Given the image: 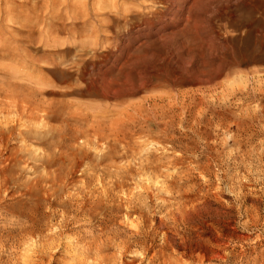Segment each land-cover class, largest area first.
Instances as JSON below:
<instances>
[{"label": "rangeland", "instance_id": "1", "mask_svg": "<svg viewBox=\"0 0 264 264\" xmlns=\"http://www.w3.org/2000/svg\"><path fill=\"white\" fill-rule=\"evenodd\" d=\"M72 1L0 16V264H264V0Z\"/></svg>", "mask_w": 264, "mask_h": 264}, {"label": "bare ground", "instance_id": "2", "mask_svg": "<svg viewBox=\"0 0 264 264\" xmlns=\"http://www.w3.org/2000/svg\"><path fill=\"white\" fill-rule=\"evenodd\" d=\"M43 1V2H42ZM42 1H40L41 3V5L40 6H38V4H39V1H37V0H0V16H5L4 18H8V19H5V20H9V21H13V23L12 24H18V22H17V20L16 21H14V19H17L18 17L20 18V17H23V20H24V17H26L27 18V15H31L30 17H32V15H34V14H37V12L38 11H44V12H46L47 11V13H49V14H51V13H58V11H62V13H64V11H66V10H68L69 9V4L68 3H70L72 0H42ZM81 1V0H80ZM80 1H78L77 0V2L76 1H72V2H75V3H79V6L81 5V4H83V3H81ZM95 1V0H94ZM98 1H100V0H98ZM104 2V1H103ZM74 3V8H75V5H78V4H75ZM81 3V4H80ZM66 5L67 4V6H64V8H63V10H60V5ZM72 4V3H71ZM96 4V3H95ZM98 4V3H97ZM104 5V4H103ZM82 6V8H83V10H84V4L83 5H81ZM84 6V7H83ZM77 7V6H76ZM94 7V6H93ZM100 7H101V5H100ZM103 7H106V6H103ZM103 7H101L102 9H103ZM78 8V7H77ZM101 8H96V11H99ZM98 9V10H97ZM101 9V11H103ZM70 11L72 10V8H70L69 9ZM69 10H68V12L67 13H69ZM86 10V9H85ZM75 12L77 11V10H74ZM74 11H71L70 13L72 14ZM66 13V12H65ZM64 13V14H65ZM84 13V12H83ZM97 13V12H96ZM59 14V13H58ZM45 15V14H44ZM73 15V14H72ZM75 15H77V17H78V14H75ZM41 15L39 14V17H40ZM47 16V15H46ZM45 16V17H46ZM55 16V15H54ZM62 16V15H61ZM96 17H97V15H95ZM94 16V17H95ZM39 17H38V19H39ZM56 17H57V14H56ZM25 18V19H26ZM48 18H50V17H47V19ZM72 18V17H71ZM75 18H76V16H75ZM81 18V17H80ZM83 18V17H82ZM29 19V18H28ZM38 19H37V21H38ZM22 20V21H23ZM58 20V19H57ZM63 20V19H62ZM19 21V20H18ZM35 21H36V19H35ZM63 21H65V20H63ZM1 22V21H0ZM4 22V21H3ZM15 22V23H14ZM17 22V23H16ZM21 22V21H20ZM25 22V21H24ZM23 22V23H24ZM51 22V21H50ZM50 22H48V24L50 25V27H51V24H50ZM103 22V21H102ZM5 23V22H4ZM9 23V22H8ZM6 24V23H5ZM25 24V23H24ZM47 24V26H49ZM53 24V23H52ZM84 24V23H83ZM7 25V24H6ZM19 25V24H18ZM18 25H15V26H18ZM42 25V24H41ZM10 26V25H9ZM46 26V25H45ZM5 28V27H4ZM16 28V27H15ZM54 29V28H53ZM56 29V28H55ZM47 30H49V28L47 29ZM75 31V30H74ZM44 32H45V30H44ZM5 47V46H4ZM245 86V85H244ZM5 126V125H4ZM95 129V128H94ZM7 131V130H6ZM19 131V130H18ZM1 132V131H0ZM100 133V132H99ZM1 140H2V138L0 137V143H1ZM22 143V142H21ZM14 153V152H13ZM4 171V170H3ZM2 175V174H1ZM4 176V175H3ZM2 177V176H1ZM3 179H5V177H3ZM1 184H3V182L1 183ZM2 186V185H1ZM29 193V192H28ZM46 193V192H45ZM19 195V194H18ZM70 195V194H69ZM69 197V196H68ZM95 197V196H94ZM9 198V197H8ZM11 198V197H10ZM89 198V197H88ZM125 203V202H124ZM29 204V203H28ZM77 204V203H76ZM30 205V204H29ZM105 205H106V203H105ZM130 206V205H129ZM30 208V207H29ZM32 208V207H31ZM134 208V207H133ZM34 210V209H33ZM127 211V210H126ZM175 214H177V213H175ZM33 215H35V214H33ZM43 215V214H42ZM178 215V214H177ZM65 216V215H64ZM128 216V215H127ZM14 217V216H13ZM23 218H25L26 220H30V223L28 224H24L23 226H21V227H19V228H15L14 230H12V229H10L9 230V232L7 233V235L9 236V238H13L14 236L16 237V236H19V235H21L20 236V238L21 239H25V238H27V240L29 239V238H31V237H33V236H41L42 234H43V230H42V228L41 227H39L38 226V224H37V221H35V220H31V219H33L32 218V216H31V214L29 215V214H24L23 216H22ZM142 217V216H141ZM16 218V217H15ZM35 218V217H34ZM132 218V217H131ZM178 218V217H177ZM45 219V218H44ZM124 219V218H123ZM126 219V218H125ZM13 220V219H12ZM175 220V219H174ZM143 221V220H142ZM160 221V220H159ZM13 222H14V220H13ZM16 222H19V221H16ZM126 222V221H125ZM135 222V221H134ZM179 222V221H178ZM246 222V221H245ZM127 223V222H126ZM138 223V222H137ZM142 223V222H141ZM188 224V223H187ZM133 225V224H132ZM132 225L130 224V226L132 227ZM153 225V224H152ZM151 225V226H152ZM128 226V225H127ZM150 226V227H151ZM163 226V225H162ZM46 227V226H45ZM137 227V226H136ZM127 228H129V227H127ZM100 229V228H99ZM145 229V228H144ZM132 230H134V229H132ZM141 230V229H140ZM45 231H46V229H45ZM119 231V230H118ZM131 231V230H130ZM129 231V232H130ZM143 231V230H142ZM17 234H16V233ZM50 232V231H49ZM116 232V231H115ZM136 231L134 230V232H133V234L135 233ZM54 233V232H53ZM87 233V232H86ZM100 233V232H99ZM142 233V232H141ZM155 233V232H154ZM101 234V233H100ZM115 234V233H114ZM132 234V233H131ZM163 234V233H162ZM47 235H50V234H47ZM89 235H91V233H89ZM136 235V234H135ZM44 236H45V234H44ZM47 237V236H46ZM49 237H51V236H49ZM53 237H55V236H53ZM66 237V236H65ZM130 237V236H129ZM52 238V237H51ZM74 238V237H73ZM116 237L115 236H113V237H107L106 238V236L103 234V237L102 236H98V237H93L90 241H88V242H86V243H81L82 245H81V247H84V249H85V253L84 254H82V256H81V258H79V257H76V258H71V264H114V261H115V256L114 255H111V254H108V252L110 251V249H111V247H113L114 248V246L119 250V252H120V255H121V257H123V254H125V253H128L127 251H128V248L126 247V245H124V244H117L116 242H117V240L115 239ZM33 239H37V238H33ZM41 239H42V237H41ZM26 240V239H25ZM39 240V239H38ZM37 240V241H38ZM47 240L48 239H46V242H47ZM67 240V239H66ZM76 240V239H75ZM83 240V239H82ZM29 241H32V240H30L29 239ZM36 241V242H37ZM42 241H43V239H42ZM165 241V240H164ZM27 242V241H26ZM33 242H35V241H33ZM35 242V243H36ZM51 242V241H50ZM77 242H79L78 240H77ZM77 242H74L75 244L77 243ZM83 242V241H82ZM124 241H122V243H123ZM128 242V241H127ZM21 243V242H20ZM24 242H22V244H23ZM30 243V242H29ZM34 243V244H35ZM69 243V242H68ZM118 243H119V241H118ZM125 243V242H124ZM142 243V242H141ZM33 244V243H32ZM33 244V245H34ZM39 244V243H38ZM69 244H73V243H71V241H70V243ZM136 244V243H135ZM143 244V243H142ZM24 245V244H23ZM26 245H28V244H26ZM65 245V244H64ZM74 245V244H73ZM77 245H78V243H77ZM133 245V244H132ZM137 245V244H136ZM36 246V245H35ZM34 246V247H35ZM38 246V245H37ZM67 246H68V244H67ZM66 246V247H67ZM70 246V245H69ZM75 246V245H74ZM31 247H33V246H31ZM33 247V248H34ZM65 247V248H66ZM80 246H78V248H81ZM148 247H149V245L145 248V249H148ZM216 247H218V246H216ZM26 248H29V247H26ZM32 248V249H33ZM52 248H54V247H52ZM70 248H71V246H70ZM74 248V247H73ZM76 248V247H75ZM115 248V249H116ZM130 248V247H129ZM162 248V247H161ZM31 249V248H30ZM47 249H48V245H46V243H41L40 245H39V248L34 252V256L31 254V257L29 258V256H27V254L26 253H22V255H25V256H27L28 257V259H27V261H25V262H21V264H49V263H46L45 262V259H46V251H47ZM22 250H24V252H26V250L25 249H22ZM28 250V249H27ZM34 250V249H33ZM51 250V249H50ZM78 250V249H77ZM76 250V251H77ZM80 250V249H79ZM117 250V251H118ZM217 250V249H216ZM12 251V250H11ZM69 251V250H68ZM160 251V250H159ZM184 251V250H183ZM198 251V250H197ZM15 252V251H14ZM23 252V251H22ZM51 252V251H50ZM79 252V251H78ZM140 252V251H139ZM145 253H146V251H144ZM153 252H155V253H157V251H153ZM163 252V251H162ZM11 253V252H10ZM72 253V252H71ZM70 253V254H71ZM80 253V252H79ZM133 253V252H132ZM131 253V254H132ZM135 253H136V251H135ZM167 253V252H166ZM50 254V253H49ZM65 254V253H64ZM74 254V253H73ZM81 254V253H80ZM115 254V253H114ZM130 254V253H129ZM147 254V253H146ZM153 253H151V255H152ZM160 254V253H159ZM162 254V253H161ZM175 254V253H174ZM173 254V255H174ZM180 254V253H179ZM181 254H183V253H181ZM67 255V254H66ZM133 255V254H132ZM145 255V254H144ZM175 255H177V254H175ZM33 256V257H32ZM75 256V255H74ZM125 256V255H124ZM163 256V255H162ZM182 256H184V255H182ZM181 256V257H182ZM201 256V255H200ZM26 257V258H27ZM68 257V256H67ZM70 257H72V256H70ZM131 257V256H130ZM135 257V256H134ZM137 257V256H136ZM150 257V256H149ZM153 257V256H152ZM152 257H150V259H152ZM158 257V256H157ZM180 257V258H181ZM193 257V256H192ZM197 257V256H196ZM24 258V257H23ZM21 259V257H20V260H25L26 258H24V259ZM148 258V257H147ZM168 258V257H167ZM180 258H178V260L180 259ZM142 259V258H141ZM158 259V258H157ZM205 259V258H204ZM51 260V259H50ZM49 260V261H50ZM52 260H53V258H52ZM116 260H117V258H116ZM124 260H125V258H124ZM123 260V261H124ZM148 260V259H147ZM154 260V259H153ZM160 260V259H159ZM177 260V259H176ZM201 260V259H200ZM62 261V260H61ZM119 261V260H118ZM122 261V260H121ZM127 261V260H126ZM163 261V260H162ZM204 261V260H203ZM203 261H202V263H203ZM55 262V261H54ZM181 262H182V260H181ZM201 262V261H200ZM14 263V262H13ZM16 263V262H15ZM119 264H121L120 262H118ZM162 263V262H161ZM164 264H174V263H172L171 262V260H170V258H168L167 260H164V262H163ZM187 263V262H186ZM133 264V263H132ZM176 264H179V263H176ZM188 264V263H187Z\"/></svg>", "mask_w": 264, "mask_h": 264}]
</instances>
